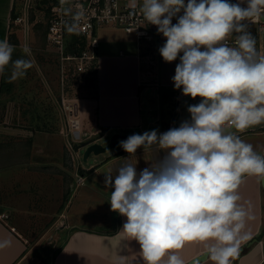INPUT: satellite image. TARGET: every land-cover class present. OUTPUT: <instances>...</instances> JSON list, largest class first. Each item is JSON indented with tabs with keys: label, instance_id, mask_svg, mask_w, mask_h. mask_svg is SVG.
Returning <instances> with one entry per match:
<instances>
[{
	"label": "clouds",
	"instance_id": "1",
	"mask_svg": "<svg viewBox=\"0 0 264 264\" xmlns=\"http://www.w3.org/2000/svg\"><path fill=\"white\" fill-rule=\"evenodd\" d=\"M140 11L166 38L163 60L179 57L174 88L200 102L179 127L120 141L129 154L143 148L164 156L139 172L124 163L105 174L111 210L126 217L121 232L139 244L144 264H186L179 253L193 241L204 243L211 264H232L250 218L238 189L245 176L264 180V156L232 131L264 124V55L246 23L264 14V0H141ZM14 51L0 40V74L11 65L9 82L33 67L28 45L27 59L13 60ZM9 244L0 240V249Z\"/></svg>",
	"mask_w": 264,
	"mask_h": 264
},
{
	"label": "rangeland",
	"instance_id": "2",
	"mask_svg": "<svg viewBox=\"0 0 264 264\" xmlns=\"http://www.w3.org/2000/svg\"><path fill=\"white\" fill-rule=\"evenodd\" d=\"M48 14L49 2L39 0L30 9L28 31L13 24L11 45L15 51L12 59H27L22 48L28 45L33 67L24 78L12 81L9 92L0 95V215L25 237L27 244L15 264H49L51 255L70 229L68 216L74 215L76 210L87 216L93 213L102 217L112 215L111 191H93L85 185L90 180V169L85 167L104 152L91 154L84 160L82 147L99 136V132L93 124L88 128L83 126L81 109L76 118L70 111L73 103H78L79 108L84 101L88 107L87 117H91L94 108L91 75L88 77L78 71L74 66L76 59H71L85 49L90 52V47L87 39L71 31L65 34L61 47L47 43L46 31L40 26L47 21ZM126 35L134 37V33ZM94 61V58L85 59L87 67ZM147 65L155 66L153 63ZM10 75L11 65L5 70V77ZM145 95L148 103L141 112L149 125L143 127V132L137 129L135 133L152 130L159 133L157 118L163 106L159 103L158 92L149 89ZM188 99L189 96L182 97L176 103L174 96L166 104L174 111L175 102L178 127L182 121L190 119L188 107L200 102L197 97L187 105ZM166 100L161 97L163 103ZM162 123L163 128L168 126L167 121ZM261 125L247 129L241 139L250 144L253 139H264V126Z\"/></svg>",
	"mask_w": 264,
	"mask_h": 264
},
{
	"label": "crops",
	"instance_id": "3",
	"mask_svg": "<svg viewBox=\"0 0 264 264\" xmlns=\"http://www.w3.org/2000/svg\"><path fill=\"white\" fill-rule=\"evenodd\" d=\"M124 2L121 0V3ZM16 3L17 0H0V40L7 39L10 44L13 42L9 40L11 14ZM101 29L106 30L101 34ZM126 34L129 32L113 26L100 27L94 31L97 46L93 49L96 64L93 125L99 136L91 141L105 143L114 132L126 134V138L120 139L123 141L137 134V129L143 132V127L149 125L141 112L148 103L145 93L149 89L157 90L159 103L163 106L157 118L159 133L178 127L175 122V102L172 105L174 111L166 105L175 96L172 77L175 75L176 60L167 63L161 56L154 68H150L141 62V47L135 34L133 38ZM4 75L5 71L0 74V84ZM161 97L167 99L166 102L163 103ZM163 121L168 122L165 128L162 126ZM245 132L238 135L242 136ZM120 141L109 149L110 152H104L102 157L95 156L85 167L90 169V180L85 185L93 191H114V188L105 187V174L114 172L124 163L136 164L139 172L149 167L156 157L164 156L163 151L158 153L143 148L137 149L135 154H129L120 147ZM251 143L254 150L264 156V139H253ZM238 193L241 197L239 203L248 211L250 218L246 219L242 230V234L246 233L248 238L241 242L239 253L232 259V264H264V181L256 176H245ZM79 212L76 210L74 215L68 216L70 229L66 231L49 264H144L139 244L125 238L121 232L126 217L114 211L107 217L95 213L80 215ZM0 240L10 241L7 247L0 249V264H15L27 248L26 239L1 217ZM204 251L206 248L203 242L193 241L186 244L179 254L187 262ZM197 264H211V261L207 256Z\"/></svg>",
	"mask_w": 264,
	"mask_h": 264
},
{
	"label": "built area",
	"instance_id": "4",
	"mask_svg": "<svg viewBox=\"0 0 264 264\" xmlns=\"http://www.w3.org/2000/svg\"><path fill=\"white\" fill-rule=\"evenodd\" d=\"M39 0H17L11 14V24H17L23 31H28L30 26L29 13L30 9ZM49 2V14L47 16V27L45 38L47 43L53 46L61 47L64 42L65 34L69 28L75 34L87 39L90 52L88 49L71 59H76L75 68L85 73V76L91 75L95 66L87 67L85 59L94 58L93 49L97 46L94 31L103 26L119 27L127 32H133L139 42V46L144 50L142 58L147 64L158 63L161 55L160 47L166 42L161 34H158L157 27L144 19L139 2L141 0H46ZM187 2V0H185ZM236 3L237 0H230ZM246 6V5H244ZM262 14L255 22L246 21L248 30L252 33L256 41L257 52L264 55V19ZM176 18L172 23L175 24ZM235 35H231L227 42L230 46H235ZM182 55V53H181ZM180 62L179 57L176 65ZM182 97V90L175 89V101L178 103ZM193 99V98H192ZM188 99V102L192 100ZM71 113L76 118L78 114V103H73L70 107ZM264 125H261L263 127ZM4 216V215H3ZM2 218V214L0 215Z\"/></svg>",
	"mask_w": 264,
	"mask_h": 264
},
{
	"label": "water",
	"instance_id": "5",
	"mask_svg": "<svg viewBox=\"0 0 264 264\" xmlns=\"http://www.w3.org/2000/svg\"><path fill=\"white\" fill-rule=\"evenodd\" d=\"M187 105H190V103L187 102ZM126 137H127L126 134L114 132L109 137V140L105 143H102L99 141H92V142H90V143H88L82 147L83 148L82 149L83 150L82 157L84 160H86L90 154L97 155L99 153L106 152L109 149L115 147L119 143L120 139H124ZM205 257H207L206 251L194 256L189 261H187L186 264H197L198 262L203 260Z\"/></svg>",
	"mask_w": 264,
	"mask_h": 264
},
{
	"label": "trees",
	"instance_id": "6",
	"mask_svg": "<svg viewBox=\"0 0 264 264\" xmlns=\"http://www.w3.org/2000/svg\"><path fill=\"white\" fill-rule=\"evenodd\" d=\"M45 16H46V14H45ZM46 27H47V21L44 22V23L41 22V26H40L41 30L42 31H46ZM12 29H13V24H11V32H12ZM11 32H10L9 40H12V36L13 35H12ZM92 65L95 66V67L93 68V70L91 72V76H90L91 79L90 80L94 84V82H95V74H96V64L95 63L94 64L92 63L91 66ZM11 88H12V82H9V78L5 77V75H4L3 80H1V84H0V92L1 93L9 92L11 90ZM80 109H81V118H82V124H83V126H85V128L91 127V125L94 124V122H95V110L93 109L90 112L91 113V115H90L91 117H87L88 107H87V104L84 103V101L82 102V105H81ZM83 144H85V142L82 143V145ZM53 257H54V253L51 256V258H53Z\"/></svg>",
	"mask_w": 264,
	"mask_h": 264
}]
</instances>
